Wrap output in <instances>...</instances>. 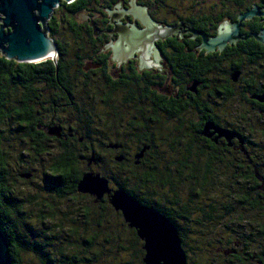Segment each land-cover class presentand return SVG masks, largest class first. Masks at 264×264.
Returning a JSON list of instances; mask_svg holds the SVG:
<instances>
[{"label":"flooded vegetation","instance_id":"1","mask_svg":"<svg viewBox=\"0 0 264 264\" xmlns=\"http://www.w3.org/2000/svg\"><path fill=\"white\" fill-rule=\"evenodd\" d=\"M64 3L61 1L53 10L47 28L51 32V24L56 25L57 32L65 35L59 37L55 34L52 39L48 33L56 46V58L72 66L65 70V74L74 87L70 90L60 82L64 71L61 77L56 72L58 83L43 89L39 87L42 94L29 99L24 105V114V107L14 108V112H21L23 117L20 114L11 118L5 123L7 130L1 128L5 124L0 121V134H4L0 150L5 157L14 155L30 164L32 158L39 157L44 161L43 157L76 152L79 150L74 148L77 133L65 125L75 120L72 110L78 103L92 100L98 106L94 117L101 121V106H107L106 119L119 123L124 131H121L122 135L150 134L152 127L159 124H167L171 131H176L174 126L180 125L185 136L198 135L205 142L213 143L218 150L237 158L242 156L248 164L251 163L248 160L256 146L255 135H258L251 120L252 117L257 120L264 117V42L256 38L264 30V0H243L242 7L238 0H86L80 11L73 13L64 10ZM253 10L255 15L240 22V16ZM70 25L72 31L65 30ZM61 44L65 45L62 49L58 46ZM80 60H83L81 72L74 69L79 67L77 62ZM76 84L86 85L88 91H79ZM17 91L20 99L26 96L24 89L18 88ZM34 123L36 132L30 128ZM208 125L213 127L206 131L210 137L203 134ZM53 126L59 129L60 137L47 134L48 128ZM215 128L229 130L236 136L228 141L220 137ZM106 134L111 136L113 132L108 130ZM81 141L80 138L79 143ZM4 144L9 152L3 149ZM259 144L264 147V143ZM106 148L119 163L128 155L125 151V155L118 153L122 146L117 144H109ZM147 149V146L143 147L135 158L141 159ZM18 162H15L18 172L27 169L30 172L26 175L30 177L21 180V176H12V181L5 183L6 188H0V196L7 192L18 198L20 184H32L29 181L34 178L36 169H25ZM92 162L94 160L87 161V170L83 174L92 172L105 178L111 193L123 190L91 169ZM134 163L138 164V161ZM45 170L41 168V174ZM68 185L62 179L41 182L40 188L46 194L41 205L42 210L45 209V218L51 217L57 223L63 219L76 220L71 212L59 213L56 204ZM76 193L92 199L93 204L107 202L110 205L108 195L96 203L95 197L77 192V187ZM4 205L7 207V202ZM21 211L25 212L24 207ZM166 218L177 228L186 254L185 249L190 250L189 235L185 244L182 236L190 225L184 224L186 227L183 228ZM240 218L235 215L223 219L216 222V230L205 232L206 237L210 236V250L207 251L219 259L216 264H264V215L249 224L241 223ZM129 229L139 240L136 242L130 236L129 251L133 254L140 247L143 256L139 264H143L144 243L134 229ZM41 241L51 242L46 245L49 250L43 251L42 259L54 264H68L70 260L76 263L86 251L93 255L89 247L85 244L79 246L77 241L70 246H64L62 241L59 243L52 237ZM60 251H63L61 255ZM90 256L83 257L86 264H99ZM186 257L188 264L189 254ZM239 257L242 261L238 260ZM123 264L135 263L127 261Z\"/></svg>","mask_w":264,"mask_h":264},{"label":"trees","instance_id":"2","mask_svg":"<svg viewBox=\"0 0 264 264\" xmlns=\"http://www.w3.org/2000/svg\"><path fill=\"white\" fill-rule=\"evenodd\" d=\"M242 1L238 0L240 7L243 6ZM84 2L86 0L64 3L63 8L66 12L73 13L80 11ZM51 29L53 32H49V36L52 39L55 34L59 37L65 36L57 32L56 25L51 24ZM66 29L72 31L71 25ZM58 46L62 49L65 45ZM77 63L79 67L74 69L81 72L83 60ZM70 66L71 64L67 66L60 58L56 62L47 59L37 63H17L7 60L0 54V121L7 124L11 118H17L22 113L14 112L15 107L22 108L27 105L34 95L42 94L43 87L55 86L58 83L56 72H59L61 77L64 71L60 82L68 89H73L74 85L70 84L71 79L69 80L65 74V70ZM76 85L79 91L85 93L88 91L86 85ZM18 88L24 89L26 96L22 99L18 95ZM18 100L23 103H16L19 102ZM101 107V121H99L94 117L98 112L97 104L92 100L78 103V106L72 110L76 116L75 120L65 126L77 133L74 148L79 150L73 153L66 151L63 156H47L48 163L42 166V169L46 168L45 173L41 174L42 181L54 182L62 179L64 183L69 184L68 189L64 190L59 198L69 210L72 209L71 213L75 214L76 220L63 219L57 223L51 217L45 218L43 216L45 209L42 210L41 207L43 201L39 204V213L28 216L26 211L25 213L21 210L25 204L31 205L32 202L18 199L7 192L5 196H0V227L9 241V256L13 264H21L23 255L26 254H33L42 264H54L45 258L42 259V253L47 249L46 245L51 243H48L46 238L51 237L56 238L59 243L62 241L64 246L76 244L74 243L76 241L79 242V246L85 244L93 254L90 256L84 251L85 253L80 255L76 263L70 260L68 264H86L87 261L83 257L88 258V256L92 261L97 258L99 264H123L127 261L140 263L143 256L140 247L133 254L128 248L132 244L129 242L131 237L136 242L139 240L121 215L107 202L93 204L92 199L76 193L77 183L87 170V161L90 159L94 160L91 169L109 179L113 186L122 188L136 201L156 209L175 221L177 225H182L183 228L186 227L185 225H190L189 230L187 229L184 235L182 233V239L185 244V239L189 235V239L196 243L194 248L197 261L188 260V264L219 262L214 254L207 251L210 250V236L205 235L206 231L216 230V222L239 215L241 223L249 224L264 215L262 144L256 143L254 152L250 153L248 160L251 162L250 165L242 156L237 158L224 150H218L213 143L205 142L198 135L185 136L184 129H179L180 125L174 126L176 131H171L167 124H159L152 127L153 131L150 134L142 135L135 132L136 135L133 136L122 135L124 131L121 130L119 123L106 119L108 107L105 105ZM22 111L24 114L25 107ZM23 114L21 117L24 116ZM6 124L1 128L6 127L7 130ZM224 127L233 128L229 125ZM30 128L37 131L35 123ZM108 130L113 132L111 136L106 134ZM256 133L264 141V129ZM3 135L0 134V145ZM80 138L82 141L79 143ZM109 144L122 146L118 149V153L123 152L125 155V151L128 154L122 162L124 164L115 160L113 153L112 156L109 155V150L106 148ZM146 146L149 149L144 152L143 157L136 159L135 154L140 153ZM2 147L8 151L5 144ZM3 154L0 150V188H6L5 183L12 181L13 178L9 173V157ZM16 161L26 165L22 158H17ZM31 161L40 164L43 162L39 157L32 158ZM135 161H138V164H135ZM28 172L30 171L27 169L21 170L16 176L19 178ZM4 202H7V207ZM41 240H45L46 243H42ZM92 247L95 249H91ZM185 251L187 255L190 253L186 249ZM242 251L245 249L243 248ZM62 252H59L60 255ZM238 260L242 261L240 257Z\"/></svg>","mask_w":264,"mask_h":264},{"label":"water","instance_id":"3","mask_svg":"<svg viewBox=\"0 0 264 264\" xmlns=\"http://www.w3.org/2000/svg\"><path fill=\"white\" fill-rule=\"evenodd\" d=\"M61 1L70 4L74 0H0V54L17 63H37L47 59L56 62V46L48 36L47 22ZM255 14L253 10L240 16V22ZM256 38L264 42V30ZM212 128L211 125L206 126L203 134L210 137L207 132ZM215 131L228 141L236 136L222 128H215ZM47 134L60 137L55 126L48 128ZM21 177L28 179L30 176L25 174ZM77 192L95 197L96 203L104 195L109 196L112 208L121 213L128 227L134 229L143 241V264H187L177 228L155 209L142 205L121 189L111 193L108 181L92 172L82 175L77 183ZM0 264H13L9 256V241L1 227Z\"/></svg>","mask_w":264,"mask_h":264},{"label":"rangeland","instance_id":"4","mask_svg":"<svg viewBox=\"0 0 264 264\" xmlns=\"http://www.w3.org/2000/svg\"><path fill=\"white\" fill-rule=\"evenodd\" d=\"M55 59L57 60V58L55 57ZM252 125L253 127L256 128V131L259 132V130L264 129V117H262L260 120H257L255 117H252ZM258 134V133H257ZM254 141L256 143H264L263 140H261V137L259 135H255ZM44 161L40 164L38 162H30V164H26L23 165V167L30 169V167L35 168L36 172L34 173L35 176L34 178H32V180L30 179L29 182H32V184L27 183V184H20V187L17 188L18 189V199H24L27 202H32V204L30 205L25 204L24 210L27 213H31L33 214H38L39 213V204L43 201V198L46 197L45 191L41 190L40 188V184L42 182L41 180V168L42 166H46L48 163V160L46 159V157H43ZM16 157L14 155H11L9 157V161H10V169H9V173L11 176H16L18 174V167L16 166L15 162H16ZM32 159H29V161ZM18 186V185H17ZM21 188V189H20ZM47 201H49V198L47 197ZM58 202V203H57ZM57 208L59 213H68L69 211L71 212L72 209H68V207H66L63 204L62 199H57ZM60 202V203H59ZM38 204V205H37ZM56 204H55V208H56ZM72 208V207H71ZM39 232V230H38ZM189 245H190V250H189V256H190V260L191 262L197 261V257H195V255L197 256V254H195V244L194 242H192L190 239L188 240ZM23 261L24 264H41L40 261L38 260L37 257H34L33 254H26L23 255ZM96 262H99L98 259L95 260Z\"/></svg>","mask_w":264,"mask_h":264},{"label":"bare ground","instance_id":"5","mask_svg":"<svg viewBox=\"0 0 264 264\" xmlns=\"http://www.w3.org/2000/svg\"><path fill=\"white\" fill-rule=\"evenodd\" d=\"M49 58H51V56Z\"/></svg>","mask_w":264,"mask_h":264}]
</instances>
